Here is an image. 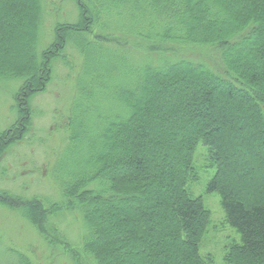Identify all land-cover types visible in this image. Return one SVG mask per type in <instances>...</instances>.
Here are the masks:
<instances>
[{
    "label": "trees",
    "instance_id": "obj_1",
    "mask_svg": "<svg viewBox=\"0 0 264 264\" xmlns=\"http://www.w3.org/2000/svg\"><path fill=\"white\" fill-rule=\"evenodd\" d=\"M74 1L78 20L56 22L41 45L46 0H0V82L18 83L0 153L29 132L54 62L71 64L68 48L80 56L49 174L60 201L0 190V203L42 234L74 214L80 252L67 251L83 264H212L199 251L210 212L187 187L202 144L200 167L215 170L206 192L240 236L224 264H264V0ZM189 47L213 48L220 68L179 56ZM1 256L35 264L18 250Z\"/></svg>",
    "mask_w": 264,
    "mask_h": 264
},
{
    "label": "rangeland",
    "instance_id": "obj_2",
    "mask_svg": "<svg viewBox=\"0 0 264 264\" xmlns=\"http://www.w3.org/2000/svg\"><path fill=\"white\" fill-rule=\"evenodd\" d=\"M47 14L44 17L45 32L43 40L50 43L56 22H76L79 17L74 0H46ZM71 64L62 60L53 64L52 81L32 99V114L29 132L18 142L8 140L0 153V190L30 198L42 196L49 201H60L59 187L52 179L50 171L57 158V152L65 142L62 123L66 117L73 96V83L69 75H75L80 66V56L68 48L65 52ZM179 56L210 61L220 68L218 53L211 47L201 50L192 47L180 51ZM209 62V63H210ZM73 65V70L71 69ZM0 82V132L7 129L16 119V102L13 99L18 83ZM204 146L199 144L195 164L204 162ZM214 168L199 170V179L189 181L187 187L194 196H201L210 212L209 224L203 235L199 251L208 255L215 264H222L224 254L232 242L240 236L225 222L220 196L216 192L207 193L206 183L214 174ZM41 197V198H42ZM17 207L0 203V264L2 252L18 250L28 254L35 264H83L80 253L75 258L67 251L69 246L80 252L79 224L75 215L65 211L54 217L56 224L47 223L46 234L39 232L25 213ZM64 236V238L60 237ZM62 238V239H61ZM73 250V249H72ZM82 255V254H81ZM81 260V261H80Z\"/></svg>",
    "mask_w": 264,
    "mask_h": 264
},
{
    "label": "bare ground",
    "instance_id": "obj_3",
    "mask_svg": "<svg viewBox=\"0 0 264 264\" xmlns=\"http://www.w3.org/2000/svg\"><path fill=\"white\" fill-rule=\"evenodd\" d=\"M5 84H6V86H9V84L8 83H6L5 82ZM66 112H69V108H67L66 109ZM65 118V117H64ZM198 148V147H197ZM197 154H198V151L196 150V152H195V155H194V164H195V159H196V156H197ZM196 165V164H195ZM197 166V165H196ZM198 167V166H197ZM198 168H200V169H202L201 167H198ZM199 169V170H200ZM198 174H199V171H198ZM210 219V218H209ZM209 224V223H208ZM208 226V225H207ZM207 229V228H206ZM205 232H206V230H205ZM205 234V233H204ZM203 234V235H204ZM203 237V236H202ZM202 239V238H201ZM201 241V240H200ZM236 242V241H235ZM233 243V242H232ZM200 244V243H199ZM230 245V244H229ZM207 260H210L211 259V261H208V262H210V263H212V264H215V263H213L212 262V258L210 257V256H208V255H203ZM224 256H225V254H224ZM222 264H224V260H223V263Z\"/></svg>",
    "mask_w": 264,
    "mask_h": 264
}]
</instances>
